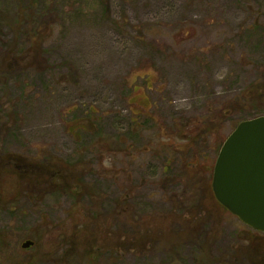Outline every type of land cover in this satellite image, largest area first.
Listing matches in <instances>:
<instances>
[{
    "label": "rangeland",
    "instance_id": "374dc122",
    "mask_svg": "<svg viewBox=\"0 0 264 264\" xmlns=\"http://www.w3.org/2000/svg\"><path fill=\"white\" fill-rule=\"evenodd\" d=\"M43 8L53 24L44 33L47 61L37 68L27 35ZM12 47L0 82V163L8 152L77 163L100 194L90 200L104 215L102 229L128 232L126 242L136 230L159 236L144 250L117 253L102 248V236L94 264H242L233 251L252 234L264 241L220 208L217 221L204 222L207 231L218 228L205 254L190 243L173 254L165 248L169 214L189 217L203 189L217 201L218 143L252 105L207 133L193 121L219 114L263 76L264 0H0V56ZM186 131L197 140L186 141ZM10 181L2 176L5 194ZM24 191L0 210L13 262L92 264L68 239L85 221L89 196ZM38 230L40 244L22 247Z\"/></svg>",
    "mask_w": 264,
    "mask_h": 264
},
{
    "label": "trees",
    "instance_id": "16d2710c",
    "mask_svg": "<svg viewBox=\"0 0 264 264\" xmlns=\"http://www.w3.org/2000/svg\"><path fill=\"white\" fill-rule=\"evenodd\" d=\"M30 1L31 0H29V2ZM48 1L51 2V0ZM32 3H35V0H32ZM47 14H49V11H47L46 8H43V19L40 21L39 25L34 26V32L27 35V39L31 43L30 51L33 54L32 61L30 63L32 66L41 64L40 68L44 67L43 63L47 61L43 56L45 55V50L43 48L44 33L53 24V19H48ZM11 49L16 52V49L12 47L7 49L6 52L0 56V75H2L0 76V82H2L1 80L4 78L2 73L5 72L3 71V63L6 60V54H8V51ZM37 62L39 63L36 64ZM262 99H264V74L259 80L251 83L245 91L241 92L240 97L236 99L235 103L232 102L230 104L231 107L224 106L220 110L219 114H210V117L202 118L201 122L198 120L193 122L196 126H200L201 131L207 133L211 131V128H213L217 121L227 120L231 113H244L243 111H246L247 106L252 105L249 110V114L242 117L241 115L239 116V123L242 120L264 114V104L261 101ZM226 105L229 104L227 103ZM206 124L208 126H206ZM184 139H186V141L197 140L196 136H190L187 131L184 133ZM223 141L224 139L218 143L217 152ZM1 161L4 163L3 165L1 164L2 162L0 163V210L6 207L5 205L15 199L16 196H19L24 190V192L34 191L35 193L41 191L42 194L45 192L48 194L55 192H67L71 194L76 201H80L81 199L84 200V198L88 201L87 196H89L88 204L90 205V208L86 213L87 217L85 216V221L81 223V228L75 230L68 239L72 246H78L85 251L92 264H94L95 259L98 257V253L100 251L99 242L102 236L104 239L102 248L109 251L113 250L115 253L120 251V249H134L136 251L144 250V248H146V242L154 244L152 241H154L156 237H159L158 234L153 235L152 232L149 234L145 231L144 234L143 230L140 233L136 230L133 231L135 233V240H129L126 242L124 237L122 239V236L128 234V232L125 234L124 231L123 233L121 231L114 233L112 231L109 232L108 229H102L100 223L103 220L104 215L96 211L97 209H93L97 208L98 204L94 200H90L92 199L93 194L95 195L98 191L91 184L83 181L82 178L85 174L84 171L86 170L82 172L77 163L68 162L67 160H62L60 157L48 154H46V156L44 155L42 161L31 160L20 156V154L11 152L1 156ZM20 165H27L28 168L18 172L15 168ZM2 176H7L8 179L10 178L11 180V187L14 189L9 194H5L3 191L4 186H1ZM207 186L210 188V186L205 183L204 187L207 188ZM206 191L207 190L203 189V200L199 201L200 205H198L197 208H193V213H191L189 217H185L183 220H180L178 216L176 217L175 213H171L172 215L169 214L167 216L170 219L169 221H171V225L168 228V233L170 234L169 245L166 246L165 244V248L169 251L168 253L173 254L174 250L185 247L186 244L190 243L194 250L202 255L206 253V250H209V245H213V242L218 238V228L212 227L207 231L205 230L206 228H204V222L206 224L207 220H211L213 217L214 220L217 221V218L220 215L219 209L225 208L217 202L212 195L210 196L207 194ZM84 208L87 207L84 206ZM202 210H205L206 212L204 215L201 214ZM120 215H123V221L126 222V218L129 217L127 213L123 214L122 212ZM117 217H120L119 214H117ZM167 217L164 216L162 218ZM104 219H106V217ZM94 222H96V224H94ZM177 222L180 224L178 226L182 227L184 230H181L182 228L176 229L172 227V225H175ZM77 226L78 224L75 223L74 227L76 228ZM79 227L80 226H78V228ZM156 229L158 231V227ZM159 231L162 232L161 228H159ZM148 234L149 238H146ZM63 235L65 237V233ZM41 237L42 234L40 233V230H38V232L33 231L31 235L28 234V238L32 239L35 245L40 244ZM6 238V235L0 233V264H19L13 262L14 259H12L8 254L9 244L8 242L6 243ZM64 239L67 240V237ZM233 257L240 259L242 264H264V241H262L261 237L252 234L245 246L236 248V250L233 251ZM242 258L244 259L242 260Z\"/></svg>",
    "mask_w": 264,
    "mask_h": 264
},
{
    "label": "water",
    "instance_id": "95a60500",
    "mask_svg": "<svg viewBox=\"0 0 264 264\" xmlns=\"http://www.w3.org/2000/svg\"><path fill=\"white\" fill-rule=\"evenodd\" d=\"M212 189L217 201L252 229L264 233V114L240 121L217 155ZM34 241L27 240V248Z\"/></svg>",
    "mask_w": 264,
    "mask_h": 264
}]
</instances>
